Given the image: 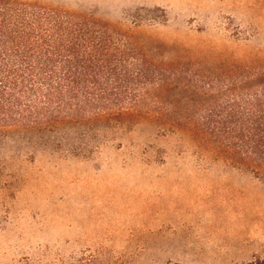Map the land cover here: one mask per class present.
Returning a JSON list of instances; mask_svg holds the SVG:
<instances>
[{
    "label": "rangeland",
    "instance_id": "obj_1",
    "mask_svg": "<svg viewBox=\"0 0 264 264\" xmlns=\"http://www.w3.org/2000/svg\"><path fill=\"white\" fill-rule=\"evenodd\" d=\"M24 1L130 29L147 60L264 67V0ZM255 259H264V173L247 160L141 120L0 129V264Z\"/></svg>",
    "mask_w": 264,
    "mask_h": 264
},
{
    "label": "trees",
    "instance_id": "obj_2",
    "mask_svg": "<svg viewBox=\"0 0 264 264\" xmlns=\"http://www.w3.org/2000/svg\"><path fill=\"white\" fill-rule=\"evenodd\" d=\"M143 49L119 24L0 0V129L74 130L141 120L264 173V67L155 62ZM150 52L159 54L157 46ZM174 94L208 107L165 110L176 105Z\"/></svg>",
    "mask_w": 264,
    "mask_h": 264
}]
</instances>
